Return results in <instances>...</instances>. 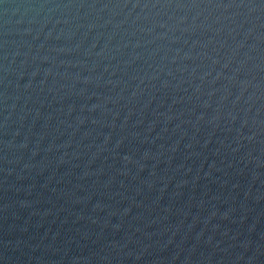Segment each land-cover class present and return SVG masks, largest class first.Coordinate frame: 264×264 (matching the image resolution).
<instances>
[{
	"label": "water",
	"instance_id": "1",
	"mask_svg": "<svg viewBox=\"0 0 264 264\" xmlns=\"http://www.w3.org/2000/svg\"><path fill=\"white\" fill-rule=\"evenodd\" d=\"M0 264H264V0H0Z\"/></svg>",
	"mask_w": 264,
	"mask_h": 264
}]
</instances>
